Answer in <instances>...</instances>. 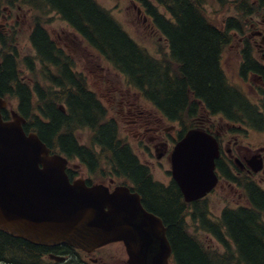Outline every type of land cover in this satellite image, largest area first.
<instances>
[{
	"label": "trees",
	"instance_id": "obj_1",
	"mask_svg": "<svg viewBox=\"0 0 264 264\" xmlns=\"http://www.w3.org/2000/svg\"><path fill=\"white\" fill-rule=\"evenodd\" d=\"M15 1L35 11L59 14L87 41L90 39L94 48L167 117L184 119L186 111L196 106L192 98L212 112H229L233 105L243 103L244 99L228 86L217 62L220 44L226 45L231 37L228 31L220 33L207 25L202 0H157L176 26L158 15L147 0H136L150 9L162 34L172 41L174 62L154 59L93 0ZM30 41L35 59L23 58L21 64L35 76L32 87L20 79L15 50H5L0 61V96L18 101L17 110L26 120L25 132H37L50 149L59 150L70 160L78 159L91 172L100 170L104 162L112 175L133 185L144 207L163 220L174 264H264V222L258 214L225 209L221 218L212 222L206 219V206L195 203L192 217L198 228L211 232L225 245L222 254L206 250L188 230L189 205L182 201L177 186L172 183L164 187L154 181L149 168L141 165L130 147L118 138L117 126L107 119V110L87 91L84 79L68 70L69 58L50 40L39 21L34 24ZM35 60L39 67L34 66ZM3 115L8 117L6 111ZM82 129L90 131L86 146L80 145L75 136V131ZM67 173L74 178V171L69 169ZM254 193L258 195L256 203L264 204L262 194L257 190ZM39 261L36 246L0 232V264Z\"/></svg>",
	"mask_w": 264,
	"mask_h": 264
},
{
	"label": "water",
	"instance_id": "obj_2",
	"mask_svg": "<svg viewBox=\"0 0 264 264\" xmlns=\"http://www.w3.org/2000/svg\"><path fill=\"white\" fill-rule=\"evenodd\" d=\"M0 98V231L34 245L65 244L87 252L113 242L125 248L127 264H170L171 246L162 220L148 212L126 186L70 182L67 161L12 111L2 119ZM215 139L188 131L171 155V176L185 202L205 197L216 185Z\"/></svg>",
	"mask_w": 264,
	"mask_h": 264
},
{
	"label": "flooded vegetation",
	"instance_id": "obj_3",
	"mask_svg": "<svg viewBox=\"0 0 264 264\" xmlns=\"http://www.w3.org/2000/svg\"><path fill=\"white\" fill-rule=\"evenodd\" d=\"M14 6L8 5V7H3L0 10V22H2L0 23V45L1 42L5 41L4 37L8 36L10 40L14 39L15 33L8 32V28L5 26V23L10 22V15L16 7ZM228 7L232 9L227 12L225 17L217 23L210 22L207 25L220 33L224 30H233L235 31V38L238 36L237 39L234 38L238 52L237 61H235V74L242 82V87L237 89L231 86V89L242 96L246 101L245 103L240 106L233 105V109H230L229 112H212L204 103L201 104L196 100L197 106L194 109H188L184 114V119L166 118L158 112L154 114L146 111L139 102L140 93L138 92H133V95L125 101L121 97L119 104L122 109H126L130 118V132H133L134 137L141 142L146 140L148 144H151L152 147L146 146L144 150L150 155L154 154L158 163L167 162L170 164L172 150L177 141L184 135L183 130L187 123L191 128H199L212 135L217 142L219 151V156L215 160V171L219 177L217 186L226 183L230 192L244 201L245 204L237 205L232 210H252L264 222V204L259 206L256 203L255 197L258 195L254 193L257 190L262 194L264 200V0H233ZM16 9L20 10L19 7ZM145 14L151 15L149 10L141 11L137 15L143 23L150 18ZM57 16L68 25V28L63 31L65 41L76 47L80 54L87 56L88 63L93 69L98 68L103 71L100 58H95L89 52L92 50L95 54L90 39L87 41L60 15ZM171 24L177 25L174 19ZM243 30L248 31V35H245ZM169 42L172 43V41ZM54 43L69 58L71 65L67 67L68 70L70 72L76 71L73 61L69 57L70 54L64 48L68 46L62 47L57 42L54 41ZM11 49L12 51L15 50L13 47ZM3 52L0 53L1 59ZM170 52L172 54L171 59L175 61L176 56L173 54L172 45ZM222 52L223 44L221 43L217 56L220 68ZM104 61L106 60L104 59ZM73 73L85 80V87L87 91L91 92L85 77L80 72ZM114 124L118 125L117 122ZM250 133L257 137L255 142L250 143ZM103 177L105 178L103 182H107L108 177L109 187H112L116 181L110 175L105 176L103 174ZM217 186L205 197L204 201L201 200L204 205L207 198L215 193ZM131 187L133 189V185ZM189 217L193 219L192 215ZM206 219H211L208 211ZM227 243L232 246L230 240ZM116 245L120 247H116ZM114 246L115 250L111 252L110 248H114ZM220 246L223 250L225 249L223 243ZM36 248L39 251L40 259L37 264H127L125 249L121 243L107 244L91 252L63 244L37 245Z\"/></svg>",
	"mask_w": 264,
	"mask_h": 264
},
{
	"label": "rangeland",
	"instance_id": "obj_4",
	"mask_svg": "<svg viewBox=\"0 0 264 264\" xmlns=\"http://www.w3.org/2000/svg\"><path fill=\"white\" fill-rule=\"evenodd\" d=\"M94 1L109 14L112 20L120 25V27L127 33V35H129L131 39L136 41L140 47L145 49L147 53L158 59L161 58L162 53L166 54L167 45L165 39L155 30L150 18L145 23H143L142 20L138 18L136 8H139L142 11H144V9L139 4L134 2V0ZM232 1L233 0H204L207 15L212 21L217 23L221 20V18L226 16L229 10L232 9L228 7ZM159 11L163 14L166 13V11L162 8H160ZM36 17L37 14L28 8L23 7L20 8V10L15 8L10 15V22L8 24L5 23V26L8 28V32L12 31L15 33L14 37L16 38L20 57H26L33 54L29 36L34 19ZM39 20H41V24L49 33L52 40L57 42L62 47H64V45L68 46L64 48L70 54L69 57L73 61L74 69L85 77L88 88L91 89V91L96 95L101 104L107 110V119L117 122L119 137L124 139L129 144L133 154L138 158L140 163L146 165L149 168L154 181L160 182L165 186L170 185V164L167 162L158 163L155 160L154 154L150 155L144 150L146 146L152 147L151 144H148L146 140L141 142L139 139L134 137L133 132H130V118L127 115L126 109H122L119 104L121 97H123V101H125L133 95L134 89H128L129 85L127 84V80L118 72H116L108 62L106 64L101 58L99 61L101 62V67L104 68L103 71L98 68L93 69L88 63V57L80 54L76 47L65 41L63 31L68 28V25L63 22L59 16L53 13H49V15L45 16L39 15ZM243 33L248 35V31L243 30ZM4 38L7 39L8 36ZM237 38L238 36L235 39ZM89 52L95 58H98L97 53L94 54L92 50ZM237 54L236 40H233L231 44H228V46L225 47L222 52L221 68L224 72L227 82L231 86L240 89L242 87V82L239 81L235 74V61H237ZM19 76L29 85L34 84L35 76L31 75L30 72H28L25 67L22 66V64H19ZM9 102L12 106L11 109H15L17 105L16 101L11 100ZM139 102L146 111L156 114L152 108V105L147 100L140 98ZM245 102L246 101L243 100V103ZM188 125L189 123L186 124V126ZM75 136L81 144H89V132L86 129L75 131ZM249 136L250 143L257 140V137L252 133H250ZM72 165L77 166L75 169H73L77 172L76 177H82L85 180L89 178L92 183H105L108 185V177L107 182H103L105 178L100 177L102 172L95 173V176L90 175L88 174L87 169L80 165L79 161L77 160H72L70 162V166ZM101 166L107 172V167L104 162H102ZM119 183H121L120 180L116 179L113 185H117ZM242 204H245L244 201L242 199L240 200L238 196L231 193L226 183H222L217 186L215 193L208 197L207 201H205V206L207 207L209 217L213 221L219 219L220 213L223 209L229 207L235 208L237 205ZM187 223L189 231L196 235V237L203 243L205 249L214 253L223 252L222 247L217 243L215 238L210 233L201 231L199 228H197L189 216L187 217ZM116 247L120 246L116 245ZM114 250L115 246L114 248H110L111 252Z\"/></svg>",
	"mask_w": 264,
	"mask_h": 264
}]
</instances>
